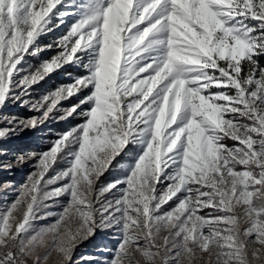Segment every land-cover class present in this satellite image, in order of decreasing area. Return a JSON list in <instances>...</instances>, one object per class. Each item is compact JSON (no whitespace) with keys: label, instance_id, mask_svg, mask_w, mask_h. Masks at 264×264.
Returning <instances> with one entry per match:
<instances>
[{"label":"snow or ice","instance_id":"obj_1","mask_svg":"<svg viewBox=\"0 0 264 264\" xmlns=\"http://www.w3.org/2000/svg\"><path fill=\"white\" fill-rule=\"evenodd\" d=\"M76 118L27 154L0 264H71L97 230L104 264L264 261V0H0V140Z\"/></svg>","mask_w":264,"mask_h":264},{"label":"rangeland","instance_id":"obj_2","mask_svg":"<svg viewBox=\"0 0 264 264\" xmlns=\"http://www.w3.org/2000/svg\"><path fill=\"white\" fill-rule=\"evenodd\" d=\"M64 31V26H61V28L57 30L56 36L62 35ZM53 38L54 37L50 34L49 36L43 38L42 43L47 44L51 42ZM53 54V52H45L43 53V58H48ZM32 62L38 63V61L35 60ZM67 83H71V81L63 73H60L53 74L50 78H47L46 81L42 82L41 85L36 87L38 88L39 93H43L46 90H52L61 84ZM75 102V99L65 101L64 106H70ZM7 111L11 114L23 117L38 115V113L30 112L26 108H21L19 106H9ZM80 122L81 121L78 118L60 123L49 121L36 131L24 130L17 135L0 140V164L7 163L9 161L14 162L20 155L26 156L23 163H13V167L10 171L0 167V209H2L6 204H10L17 198V194L21 186L25 184L29 174L34 171L32 166L35 164V161L28 157L27 154L39 153L48 150L51 146L50 141L55 139L53 133L65 131L70 126L76 125ZM3 126L4 125H0V127ZM123 175L124 172L122 170L118 168L113 169L101 176L99 182L107 183L110 180L123 177ZM5 185L11 186L5 187ZM53 210L59 211V209ZM50 222L51 220H42L38 221V224L44 225ZM115 247L116 241L111 238V233L109 231L97 230L94 235L79 239L76 242L71 264H91L90 261H82V257H95L97 258L99 264H104L106 260H110L112 258V250L115 249ZM250 247L256 248L259 247V245H251ZM59 260L60 257L53 252V254L49 257L47 264H58ZM204 260L206 261L207 257H205ZM125 264H127V262H125ZM157 264H159V262H157ZM181 264H184L183 259L181 260ZM255 264H264V261H256Z\"/></svg>","mask_w":264,"mask_h":264}]
</instances>
